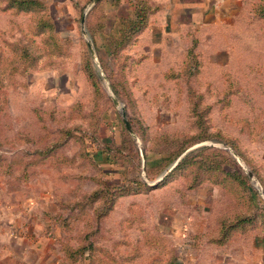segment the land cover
<instances>
[{
	"label": "rangeland",
	"instance_id": "obj_1",
	"mask_svg": "<svg viewBox=\"0 0 264 264\" xmlns=\"http://www.w3.org/2000/svg\"><path fill=\"white\" fill-rule=\"evenodd\" d=\"M44 1L58 45L54 34L51 35L53 32L33 34L40 13L5 10L4 0H0V48L11 59L16 53L20 56L12 59L13 64L5 72H0V85L5 87L0 92L5 91L7 99L0 97V155L9 157L21 148L46 149L51 144L55 149L43 162L29 165L24 180L20 176L21 166L10 175L0 168V212L5 210L6 200H17L21 204L19 209L24 211L27 207L23 201L35 199L32 211L42 210L45 203L44 209L51 210L45 212L50 220L47 223L51 224L50 228L60 229L57 214L67 207L63 201L74 204L91 194L99 193L103 197L108 193L107 203L114 197L113 206L101 219L97 233L104 243L122 239L129 247L139 238L140 229L149 231L157 221L161 230L170 235L169 245L178 263L194 258V262L201 264H264V18L252 13L253 3L259 1L237 0L238 10L232 24L198 33L190 29L188 43L177 41L163 51H152L147 36L139 39L141 33L135 36L128 24L119 25V18L132 17L129 1L133 0H99L93 5V0ZM146 1L158 8L155 0ZM23 33L26 38L20 45L28 48L34 57L25 63L18 46H11ZM195 37L198 40L195 52L201 62L197 76L206 94L199 102L197 117L193 114L195 106L187 105L185 99L180 102L177 85L164 79L163 74L179 65L182 48L191 47L190 40ZM25 65L29 67L24 68ZM111 82L118 88L120 97L115 95ZM229 83L236 93L227 103L223 90ZM121 106L134 126L132 129L139 134L134 132L135 138L126 128ZM202 127L214 135L219 132L217 135L223 140L216 137L195 143L199 146L189 151L215 146L227 152L243 173L254 170L255 181L249 178V184L256 202L247 210L241 202L229 209L248 211L251 217L254 213L262 215L254 219L257 224L236 233L227 246L207 245L189 252L186 246L192 241L195 227L207 225L213 211L222 207L219 206L221 189L206 184L185 192L178 180L180 176L158 185L164 173L184 154L168 167L150 171L149 175L145 170L142 172L141 160L146 149V162L153 165L162 157L154 150L174 147L162 136L165 133L186 136ZM227 147L233 149L241 162ZM28 159H25L27 163ZM132 181L146 182L154 188L115 196L119 189H134ZM101 199H97L90 211L100 205ZM84 209L88 211V207ZM137 212L141 213L140 217ZM83 223L80 220L78 227ZM1 234L0 260L5 255ZM138 256L131 264H150L153 255L144 247Z\"/></svg>",
	"mask_w": 264,
	"mask_h": 264
},
{
	"label": "trees",
	"instance_id": "obj_2",
	"mask_svg": "<svg viewBox=\"0 0 264 264\" xmlns=\"http://www.w3.org/2000/svg\"><path fill=\"white\" fill-rule=\"evenodd\" d=\"M258 1L259 4L253 3L252 13L256 17L264 18V3L262 0ZM129 2H132V17L119 18V25L123 27V25L128 24L133 30V35L136 36L147 27L148 19H150V16L153 15L158 8L156 6H150L146 0H133ZM46 6L44 0H4L5 10L16 9L18 12L33 11L41 14L40 18L35 22L34 26L36 32L33 34H39L45 30H47L45 32L47 35L48 32H53V22L46 12ZM41 17L44 18L41 19ZM53 34L55 36V42L57 43L58 37L55 35L56 33L53 32L51 35L53 36ZM25 38L26 33H23L22 37H17L16 41L11 43V46H15V48L18 46L21 50L24 63L30 62V60L34 58L32 53L27 51L29 50L28 48L20 45V42ZM197 43V38H192L191 47H188L181 56L179 65L177 67L172 66L163 72L164 79L172 81L175 86L177 85L180 102H182L181 99H185L187 105L190 104L195 106V113H193L195 117L200 113L197 111L199 102L203 99L204 95H206L200 88L201 82L197 76L201 66V62L198 60V54L195 52ZM15 55L19 59L20 56L17 53ZM16 56L12 59H15ZM12 59L5 55L0 48V72H5L8 65L13 64ZM19 62L20 64L22 63V61ZM27 67H29V65L24 66V68ZM189 76L191 79H189ZM192 78L196 80L193 81ZM111 87L115 95L120 97L118 88L112 82ZM0 89L4 90V85H0ZM235 93V90L229 83L223 90V94L227 97V103L229 102L230 96L235 95ZM0 97L2 100H7L6 92L1 91ZM218 101L219 99L216 104H219ZM228 119L230 121L235 120L233 118ZM240 120L242 122H247L246 119ZM129 123L132 127V123ZM132 128H134V126ZM197 129L200 130L199 128ZM133 130L138 134L136 129ZM243 130L247 131L245 128H243ZM217 133L215 135L214 133L211 134L207 132L205 127H202L199 132H193L186 136L183 133H165L162 136L174 147L160 151L154 150L153 152L155 154L162 155V157L159 162L153 165L147 164L146 149L143 150L145 171L148 175L150 171L162 170L168 167L184 154L181 159L177 160L172 169L159 181L158 185L164 183L170 177L180 176L178 180L183 183L182 190H185V192L187 190L201 188L206 186V184H212L221 189L219 206L222 207H219L217 211H213L212 215L209 217L207 227L203 232L192 234V241L188 243L191 249H199L207 245L218 247L227 246L233 241V236L236 235V233L244 232L242 229L257 224V221L255 222L254 219L262 215V213H254L253 217H251L248 211H241L239 209V212H235V209H229L231 206L236 207V205H240L241 202L245 205V210H247L255 199L251 192L249 177L243 173L241 167L227 154V152L215 146H203L186 153L189 147L195 143H200L212 138L216 139V137L218 138L217 140H223V137L219 134L217 135ZM53 147L54 144H51L46 149L36 147L30 151L27 148H21L18 152L13 151L10 153L14 156L11 155L7 157L6 155H0V168H3L4 172L10 175L14 171V168H19L21 166L20 176L21 180H24L27 178L29 165L43 162V160H45L44 158H48L49 154L54 153L55 149H53ZM232 147L234 148V146ZM86 152L88 153L89 151L87 150ZM137 152L139 154L138 150ZM15 155H17L16 157L19 156V161H16ZM26 157H30L28 163L25 161ZM108 158L110 157L108 156L107 159ZM226 164L232 165L226 168ZM252 172L256 175L254 170ZM132 183L135 185L134 189L132 187L119 189V191H116L115 196L119 194L139 193L144 189L154 188L146 182L138 181V183H136V181H132ZM182 190L179 189V194L183 197ZM98 194L99 193L88 195L84 197V200L74 202V204H71L70 201H63L67 207H62L66 210L63 212L62 209V211L57 214L60 229L55 241L58 246V251L61 254L59 264H131L139 257L140 250L144 249V247L150 249L152 252L153 256L150 264H201L194 261H188L187 263H178L175 261L174 249L170 247L169 238L166 233L161 230L160 224L157 221H154L149 231H140L141 229L139 230L138 228L140 239H135V242H132L129 247L128 242L125 243L122 239H115L109 243L108 241L105 243L103 240L100 241L99 237H97V233L101 225V219L106 217L111 211L110 209H112L113 206L112 199L114 197L109 198L107 203L108 193L104 194L103 197L102 194H100V196H98ZM99 198H102L99 200L100 205L94 207V209L90 211V207L92 208L93 204L97 202ZM85 207H88V211H85ZM137 215L140 217L141 213L137 212ZM135 218L137 222L138 217ZM80 220H84V223L82 226L78 227ZM123 221L125 222L124 219ZM130 222L133 225V219ZM251 222L252 224L249 225ZM119 226L120 232L123 226L121 224ZM120 234L122 235L123 232H120Z\"/></svg>",
	"mask_w": 264,
	"mask_h": 264
},
{
	"label": "crops",
	"instance_id": "obj_3",
	"mask_svg": "<svg viewBox=\"0 0 264 264\" xmlns=\"http://www.w3.org/2000/svg\"><path fill=\"white\" fill-rule=\"evenodd\" d=\"M155 1L158 9L150 16L147 27L139 36V39L147 36L146 40L150 41L152 51L166 50L177 41L188 43L191 39V35H188L190 29H195L198 33L205 29L214 31L223 25H230L238 10L235 4L237 0ZM184 48L179 54L180 57L188 47ZM23 202L27 207L24 211L19 209L20 202L10 199L3 205L5 210L0 212V232L5 249L0 264H59L61 254L55 242L59 229L50 228L51 224L47 223L50 221L49 215L45 213L51 210L44 209V203L42 210L32 211L35 199L28 198ZM197 204L200 205V202L197 201ZM206 227L207 225L195 227L192 233L203 232ZM186 250L193 252L195 249L187 245ZM188 261H194V258Z\"/></svg>",
	"mask_w": 264,
	"mask_h": 264
},
{
	"label": "water",
	"instance_id": "obj_4",
	"mask_svg": "<svg viewBox=\"0 0 264 264\" xmlns=\"http://www.w3.org/2000/svg\"><path fill=\"white\" fill-rule=\"evenodd\" d=\"M97 1H99V0H93L92 5L95 4ZM84 20H85V16L82 17V20H81L82 23L84 22ZM88 46H89V48H90V50H91V52H92V51H93V48H92L91 44L89 43ZM113 102H114L115 104H117V103H118V100H117L116 98H114V99H113ZM121 114H122V118H123V121H124V123H125V125H126L127 130H128L129 133H131V135L135 138L136 135H135V133H134V131H133V129H132V127H131V125H130L128 119H127L126 111H125V108H124L123 106H121ZM197 146H199V145H194V146L190 147V148L187 150V152H188L189 150H191V149L197 147ZM227 150L229 151V153H230L233 157H235L239 162H241L242 159H241V158H240V157H239V156L233 151V149H232L231 147H227ZM140 154L142 155V151H141ZM142 156H143V155H142ZM141 162H142V164H141V166H142V172H144V170H145V163H144V159H143V157H142ZM246 174L248 175L249 178H251L253 181H255L254 174H253L251 171L246 170ZM164 175H165V173H164Z\"/></svg>",
	"mask_w": 264,
	"mask_h": 264
}]
</instances>
